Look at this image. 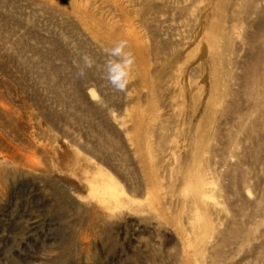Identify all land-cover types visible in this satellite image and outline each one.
I'll return each instance as SVG.
<instances>
[{
	"label": "rangeland",
	"instance_id": "rangeland-1",
	"mask_svg": "<svg viewBox=\"0 0 264 264\" xmlns=\"http://www.w3.org/2000/svg\"><path fill=\"white\" fill-rule=\"evenodd\" d=\"M0 264H264V0H0Z\"/></svg>",
	"mask_w": 264,
	"mask_h": 264
},
{
	"label": "clouds",
	"instance_id": "clouds-1",
	"mask_svg": "<svg viewBox=\"0 0 264 264\" xmlns=\"http://www.w3.org/2000/svg\"><path fill=\"white\" fill-rule=\"evenodd\" d=\"M126 41L118 42L115 47L109 51V56L114 59L109 60V70L111 72V83L119 90L123 91L131 77L134 56L130 51H125ZM83 75V73H80Z\"/></svg>",
	"mask_w": 264,
	"mask_h": 264
},
{
	"label": "bare ground",
	"instance_id": "bare-ground-1",
	"mask_svg": "<svg viewBox=\"0 0 264 264\" xmlns=\"http://www.w3.org/2000/svg\"><path fill=\"white\" fill-rule=\"evenodd\" d=\"M95 178H102L103 180V182H102V188L104 189V191L102 192V193H105L106 195L108 194L110 197H113L114 198V196L116 195V193L118 192L117 191V189H116V187L117 186H115V182H113V180L110 178H106V177H108L109 175H107L106 177H105V174L102 172V170H100L99 168H98V170H96L95 172H94V175H93ZM110 177V176H109ZM105 178H106V180H105ZM88 182H89V186H90V188L91 189H93L94 187V183H93V181L92 180H88ZM95 187H97V186H95ZM101 195V194H100ZM117 196V195H116ZM116 196H115V198H116ZM102 197H104V196H102ZM109 197V198H110Z\"/></svg>",
	"mask_w": 264,
	"mask_h": 264
}]
</instances>
